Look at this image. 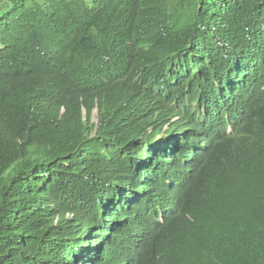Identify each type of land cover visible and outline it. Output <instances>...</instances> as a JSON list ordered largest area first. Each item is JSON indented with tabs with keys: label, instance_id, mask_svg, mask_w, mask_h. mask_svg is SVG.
Returning <instances> with one entry per match:
<instances>
[{
	"label": "trees",
	"instance_id": "16d2710c",
	"mask_svg": "<svg viewBox=\"0 0 264 264\" xmlns=\"http://www.w3.org/2000/svg\"><path fill=\"white\" fill-rule=\"evenodd\" d=\"M0 264H264V0H0Z\"/></svg>",
	"mask_w": 264,
	"mask_h": 264
},
{
	"label": "bare ground",
	"instance_id": "6f19581e",
	"mask_svg": "<svg viewBox=\"0 0 264 264\" xmlns=\"http://www.w3.org/2000/svg\"><path fill=\"white\" fill-rule=\"evenodd\" d=\"M162 207H163V206H162ZM174 207H175V206H174ZM162 209H163V208H162ZM168 209H169V208H168ZM175 209H176V208H175ZM172 210H173V209H172ZM173 211H174V210H173ZM166 213H167V212H166ZM170 214H171V213H170ZM158 215H159V214H158ZM167 216H168V215H167ZM167 216H166V217H167Z\"/></svg>",
	"mask_w": 264,
	"mask_h": 264
},
{
	"label": "rangeland",
	"instance_id": "374dc122",
	"mask_svg": "<svg viewBox=\"0 0 264 264\" xmlns=\"http://www.w3.org/2000/svg\"><path fill=\"white\" fill-rule=\"evenodd\" d=\"M94 119L96 120V113H95V115H94Z\"/></svg>",
	"mask_w": 264,
	"mask_h": 264
}]
</instances>
